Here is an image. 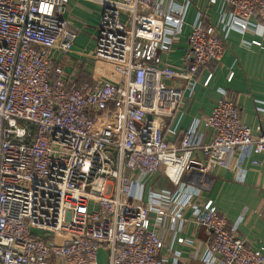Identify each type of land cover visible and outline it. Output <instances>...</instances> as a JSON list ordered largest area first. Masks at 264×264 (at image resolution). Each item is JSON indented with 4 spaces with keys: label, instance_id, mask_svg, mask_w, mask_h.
<instances>
[{
    "label": "built area",
    "instance_id": "obj_1",
    "mask_svg": "<svg viewBox=\"0 0 264 264\" xmlns=\"http://www.w3.org/2000/svg\"><path fill=\"white\" fill-rule=\"evenodd\" d=\"M68 1L0 0V264H182L174 245L186 242L180 234L188 222L210 234L205 253L193 258L264 264V248L227 228L213 199L197 204L200 187L191 182L216 167L243 180L245 159L260 165L254 155L264 152V108L251 128L223 95L178 143L165 135L184 92L193 93L195 75L221 60L228 33L258 25L263 33L264 0H208L217 8L214 24L198 6L186 22L194 0H98L88 56L117 78L80 83L51 58L54 49L70 52L76 39L64 17ZM186 25L174 64L168 56ZM200 125L212 131L207 142ZM158 173L174 190H149L144 198Z\"/></svg>",
    "mask_w": 264,
    "mask_h": 264
},
{
    "label": "crops",
    "instance_id": "obj_2",
    "mask_svg": "<svg viewBox=\"0 0 264 264\" xmlns=\"http://www.w3.org/2000/svg\"><path fill=\"white\" fill-rule=\"evenodd\" d=\"M207 2L208 0H194L192 4H188L186 22L190 23L193 20L198 6L206 12L208 22L214 24L218 16L217 8L216 5L209 6ZM101 10L102 5L98 0H69L66 6L64 17L76 30V39L70 52L63 53L54 49L51 51V58L76 81L81 74L88 78L101 75L117 78L111 73L110 65L104 64L108 67L107 70L96 69L98 62L88 56L95 46L93 36L97 34ZM252 21L253 24H258L256 19ZM256 29L243 33L238 30L230 31L221 60L218 63H209L198 71L195 75L196 86L193 93L188 95L187 91L184 92L181 103L168 119L165 135L169 141L178 143L194 120L205 118L214 103L223 95L234 100L240 109L242 122L251 128L260 124L257 108H264V31L259 32L261 29L259 25ZM188 30L189 26L186 25L176 53L168 56L174 64H179L178 57L181 48L186 46L184 40ZM256 38L261 40V46L250 44V41ZM230 71L232 77L228 80ZM209 74L210 80L204 85L203 82ZM174 82L179 86L183 85L180 80ZM197 131L202 133L204 142H207L212 134L211 130L204 129L201 125ZM237 156V151L232 153L230 166L235 164ZM254 158L260 161V165H252L249 158L245 159L242 164L245 169L243 180H236L234 171L216 167L212 172L191 182L200 187L199 196L193 199L197 204L201 205L205 200L213 199L219 212L226 218L227 228L233 229L235 235L244 239L248 246L264 248V152L254 155ZM160 179H164L171 187L162 186ZM161 189L174 190V186L166 176L158 173L145 185L144 198L149 190ZM186 215L188 216L189 212H186ZM94 225L90 223V232ZM180 235L186 239L183 244L174 245L180 252V262L204 264L199 258H193L192 254L195 251L199 255L205 253L210 234L205 228L188 222ZM170 238H166V241ZM165 253L163 250L162 254Z\"/></svg>",
    "mask_w": 264,
    "mask_h": 264
},
{
    "label": "rangeland",
    "instance_id": "obj_3",
    "mask_svg": "<svg viewBox=\"0 0 264 264\" xmlns=\"http://www.w3.org/2000/svg\"><path fill=\"white\" fill-rule=\"evenodd\" d=\"M95 39H96V36H93V41H95ZM95 62H98L97 64H96V66H97V68L96 69H99V70H101L102 68H104V70H107V66H105L104 64V62H102V61H96V60H94ZM101 68V69H100ZM159 182H160V184L163 186V185H166V186H170V184L169 183H167L164 179H160L159 180ZM171 187V186H170ZM100 250H103V252L102 251H100ZM99 251H98V260L100 261V262H104L105 261V257H106V250L105 249H100Z\"/></svg>",
    "mask_w": 264,
    "mask_h": 264
},
{
    "label": "trees",
    "instance_id": "obj_4",
    "mask_svg": "<svg viewBox=\"0 0 264 264\" xmlns=\"http://www.w3.org/2000/svg\"><path fill=\"white\" fill-rule=\"evenodd\" d=\"M89 78L85 76V74H81L78 78V83L83 82L84 80H88Z\"/></svg>",
    "mask_w": 264,
    "mask_h": 264
},
{
    "label": "water",
    "instance_id": "obj_5",
    "mask_svg": "<svg viewBox=\"0 0 264 264\" xmlns=\"http://www.w3.org/2000/svg\"><path fill=\"white\" fill-rule=\"evenodd\" d=\"M167 83H169V81H166Z\"/></svg>",
    "mask_w": 264,
    "mask_h": 264
}]
</instances>
